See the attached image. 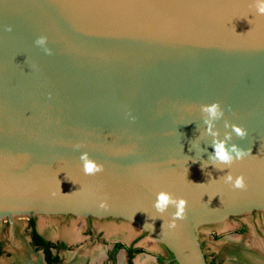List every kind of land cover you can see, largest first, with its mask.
<instances>
[{"label":"water","instance_id":"water-1","mask_svg":"<svg viewBox=\"0 0 264 264\" xmlns=\"http://www.w3.org/2000/svg\"><path fill=\"white\" fill-rule=\"evenodd\" d=\"M41 35L50 55L34 43ZM212 101L224 109L214 125L220 138L231 131L227 119L248 132L230 143L251 148L224 171L199 161L214 151L200 111ZM81 152L103 171L85 175ZM227 170L243 174L247 188L218 179ZM161 190L187 201L175 229L174 208L153 207ZM257 209L264 210V16L254 0H0V219L119 217L176 264H208L197 226Z\"/></svg>","mask_w":264,"mask_h":264},{"label":"rangeland","instance_id":"rangeland-1","mask_svg":"<svg viewBox=\"0 0 264 264\" xmlns=\"http://www.w3.org/2000/svg\"><path fill=\"white\" fill-rule=\"evenodd\" d=\"M30 217L34 218L40 233L42 232L38 227L39 221L44 223L53 221L59 229L77 230L76 239H66L62 235L52 238L42 233L49 240L65 242L67 247L62 251L66 254L75 251H81L78 253L82 254L93 248H99L102 251V257L98 264H125L124 244L126 241L119 238H109L105 227L107 225H126L135 231V234L127 242L135 240V245L141 249L139 254L136 253L133 256L132 264H135L138 255L143 257L141 264H167L169 262L168 259L162 262L159 259L160 253L162 258L167 256V251L162 244L153 240L146 231L136 224L119 217L78 216L64 213L34 214ZM26 221V215H14L11 218L0 219V242L3 244L4 251L0 257L1 264H4V260L10 259L14 255L27 258H32L33 255L34 257L38 256L41 264H45L40 250L33 248L29 242ZM197 235L208 260L213 254H219L222 264H233L230 262L228 254L234 247L236 249L249 248L254 253L264 255V210L257 209L247 213L230 215L222 221L199 224ZM144 240H148L147 244L142 243ZM149 243L151 246L148 245ZM258 244L263 247L260 248ZM262 248L263 250H261ZM62 261L63 258L58 264Z\"/></svg>","mask_w":264,"mask_h":264},{"label":"clouds","instance_id":"clouds-1","mask_svg":"<svg viewBox=\"0 0 264 264\" xmlns=\"http://www.w3.org/2000/svg\"><path fill=\"white\" fill-rule=\"evenodd\" d=\"M254 7L258 15L264 16V0H254ZM248 22L250 23V20ZM5 31L11 32L12 26L6 25ZM34 43L37 46H40L45 52V54L48 55L51 54L52 50L49 47H47L46 36L44 35L38 36L35 39ZM200 111L204 113L206 116L204 120L206 126L205 131L210 136L213 137L210 145L214 150L212 152L207 153L208 156L207 160H202L200 155L199 161L202 169L206 168L209 164H211L215 169L219 171H224L225 169L230 168L234 162L240 161L244 159L246 156H252L251 148H242L235 142L230 143V141L233 140V134H235V137L241 140L248 135L247 129H245L243 126L238 125L236 123H230L227 119H224L223 120L224 127L226 129L230 128L231 131H226L223 135V138H220V134L218 130L214 128L215 122L221 120L224 117V109L221 107L219 101H212L211 103L201 104ZM131 119H135V117H131ZM76 147L79 148L80 145H76ZM192 148L193 146L190 147L189 151H191ZM204 152H207V149L201 148L200 154ZM186 157H187L186 162L191 160L193 163H195L197 161V159H195V156L194 157L186 156ZM79 160L82 162V169L85 175L94 176L102 172L104 169L103 164L98 163L94 159L90 158L87 152H81L79 155ZM207 175L211 177V173H207ZM218 179H222L225 183L231 185L233 189L245 190L247 188L246 178L243 174H237L233 176L232 172L227 170ZM59 188H60V183H59ZM71 193L61 192V194L63 195H69ZM211 198L209 197V201L211 200ZM98 207L101 209H107L109 207L107 198L100 200L98 203ZM153 207L155 208L157 213H161V214L167 212L169 207L174 208V211L170 213L171 219H169L168 221V226L170 229H175L177 227V221H181L186 218V208H187L186 199L182 196H174L172 193L168 191L161 190L156 193V198L153 201ZM151 218L154 220L157 217H151Z\"/></svg>","mask_w":264,"mask_h":264},{"label":"bare ground","instance_id":"bare-ground-1","mask_svg":"<svg viewBox=\"0 0 264 264\" xmlns=\"http://www.w3.org/2000/svg\"><path fill=\"white\" fill-rule=\"evenodd\" d=\"M38 224L40 230L51 237L62 235L67 239H74L77 231L76 229L74 231H70L69 229H59L54 225L53 221H49L48 223L39 221ZM105 228L106 234L109 238H119L121 240L127 241L135 234V231L126 225H107ZM147 242L148 240H144L142 243L147 244ZM148 245L151 246V243H149ZM258 245L260 246V248L263 247L260 244ZM261 250H263V248ZM65 255V261L62 264H98V261L102 257V251L99 248H93L92 250L82 254L74 252L67 253ZM228 258L233 264H264V255L260 253H254L249 248L236 249L234 247L229 251ZM142 259L143 257L141 255H138V258H136L135 260V264H141ZM4 264H41V260L40 257H34V255L32 258L14 255L10 259L4 260Z\"/></svg>","mask_w":264,"mask_h":264},{"label":"flooded vegetation","instance_id":"flooded-vegetation-1","mask_svg":"<svg viewBox=\"0 0 264 264\" xmlns=\"http://www.w3.org/2000/svg\"><path fill=\"white\" fill-rule=\"evenodd\" d=\"M30 218H32V219H34L33 217H27V221H26V229H27V233H28V237H29V242H30V244L33 246V248H35L36 250H40V252H41V254H42V259H43V262L45 263V264H58L59 262H60V260H61V258H63V261L61 262V263H63L64 262V260H65V254L66 253H64L62 250L63 249H65L66 247H67V245L65 244V242H63V241H60V240H58V241H52V240H49L45 235H48V234H46V233H44L43 231H41L42 233H44L45 235H43L42 233H40L39 231H38V229H37V225H36V222H35V220H34V222H35V224H34V228H35V230H36V232L43 238V239H45V240H47V241H49V242H51V245L47 248L48 250H49V255H48V253L46 254V249H45V247H42L41 245H38V243L37 242H35L34 243V234H33V232H32V227L30 226V224H29V220H30ZM38 227H39V224H38ZM40 229V228H39ZM49 236V235H48ZM51 237V236H50ZM58 237V236H57ZM61 237V236H60ZM53 238V237H52ZM64 238V237H63ZM67 239V238H66ZM116 239V238H115ZM121 240V239H120ZM135 240H131V242H129V243H125L124 244V251H125V254H126V263L125 264H127V262H128V257H127V248L128 247H131V248H139L137 245H135ZM166 249V248H165ZM0 251H2L1 252V254H0V257H1V255L3 254V244L0 242ZM166 251H167V249H166ZM75 252H81V251H75ZM68 253V252H67ZM167 255H168V251H167ZM46 256H48L49 257V260H52V258L54 257V256H56L58 259H57V261L56 262H53V263H48V261L46 260V259H48V257L46 258ZM160 257V256H159ZM132 260H133V257H132ZM168 260H169V262L167 263V264H175V263H173V260H171V257H169L168 258ZM206 260H207V263L208 264H222L221 263V258H220V256H219V254L217 255V254H213L212 255V257H211V259H207V257H206ZM60 263V264H61ZM1 264V263H0Z\"/></svg>","mask_w":264,"mask_h":264},{"label":"trees","instance_id":"trees-1","mask_svg":"<svg viewBox=\"0 0 264 264\" xmlns=\"http://www.w3.org/2000/svg\"><path fill=\"white\" fill-rule=\"evenodd\" d=\"M29 224H30V226L32 227V232H33V234L35 235L34 237V243L35 242H37L38 243V245H41L42 247H45V249H46V254L48 253V255H49V250L47 249L50 245H51V242H49V241H47V240H45V239H43L37 232H36V230H35V228H34V224H35V222H34V219H32V218H30V220H29ZM36 244V243H35ZM47 247V248H46ZM141 251V249L140 248H131V247H128L127 248V257H128V262H127V264H132V257L136 254V253H139ZM168 251V250H167ZM1 252L2 251H0V254H1ZM48 256H46V258H47ZM169 257H171V253L168 251V255L166 256V257H164V258H162V257H159V259H161L160 261L162 262V261H164V260H166V259H168ZM206 257V256H205ZM57 257L56 256H54L53 258H52V260H49V257H48V259H46L47 261H48V263H53V262H56L57 261ZM173 263H175L174 261H173ZM176 264V263H175Z\"/></svg>","mask_w":264,"mask_h":264},{"label":"crops","instance_id":"crops-1","mask_svg":"<svg viewBox=\"0 0 264 264\" xmlns=\"http://www.w3.org/2000/svg\"><path fill=\"white\" fill-rule=\"evenodd\" d=\"M159 256H162V254L160 253Z\"/></svg>","mask_w":264,"mask_h":264}]
</instances>
